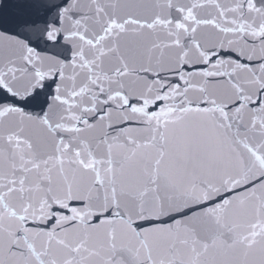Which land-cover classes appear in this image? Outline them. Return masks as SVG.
<instances>
[{"label": "snow or ice", "instance_id": "snow-or-ice-1", "mask_svg": "<svg viewBox=\"0 0 264 264\" xmlns=\"http://www.w3.org/2000/svg\"><path fill=\"white\" fill-rule=\"evenodd\" d=\"M0 264H264V0H0Z\"/></svg>", "mask_w": 264, "mask_h": 264}]
</instances>
